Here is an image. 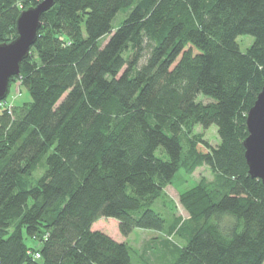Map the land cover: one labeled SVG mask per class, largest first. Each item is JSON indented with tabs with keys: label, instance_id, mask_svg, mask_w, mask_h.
<instances>
[{
	"label": "trees",
	"instance_id": "16d2710c",
	"mask_svg": "<svg viewBox=\"0 0 264 264\" xmlns=\"http://www.w3.org/2000/svg\"><path fill=\"white\" fill-rule=\"evenodd\" d=\"M40 1L0 0V44ZM38 29L9 83L29 101L0 105V264H264V184L243 148L264 88V0H55ZM211 126L215 147L195 131ZM202 166L213 179L178 196L186 220L152 209ZM101 218L181 244L156 238L134 261L92 229Z\"/></svg>",
	"mask_w": 264,
	"mask_h": 264
},
{
	"label": "water",
	"instance_id": "95a60500",
	"mask_svg": "<svg viewBox=\"0 0 264 264\" xmlns=\"http://www.w3.org/2000/svg\"><path fill=\"white\" fill-rule=\"evenodd\" d=\"M55 0H41L36 6L28 7L15 19L16 36L0 44V102L5 100L10 79L18 76L21 62L27 58L29 49L37 38L41 16L48 12ZM246 116L247 137L244 139V159L250 178L264 184V88Z\"/></svg>",
	"mask_w": 264,
	"mask_h": 264
},
{
	"label": "rangeland",
	"instance_id": "374dc122",
	"mask_svg": "<svg viewBox=\"0 0 264 264\" xmlns=\"http://www.w3.org/2000/svg\"><path fill=\"white\" fill-rule=\"evenodd\" d=\"M121 19V16H117L115 20L113 21V26L117 28V23ZM108 40V37L104 39L103 44ZM253 39L249 36H241L236 38V42H238L239 49L242 53L245 52V50L253 43ZM19 81L14 82L11 86V88L8 90L9 93L7 94V97L5 100L0 102V105L5 102L4 106H12L19 101H29V96L27 95L25 89L21 87ZM199 101H201L203 104L209 102L206 98L198 97ZM196 133H202L203 139L212 147L217 146L219 143L218 136H217V130L214 126H211L210 128L206 129V131H203L200 127L195 128ZM45 158L42 159V162L40 165L34 170L32 175V180H36L40 178L44 174V169L46 168ZM175 179L172 181V183L168 186H166L164 195H166V198H168V203L166 204L165 208L160 206L159 204H154L152 209H156L159 213H161L164 217V219H168L170 216V212L174 213V217H180L182 220L187 219V214L184 211L183 208H181L179 204V194L182 192L187 191L190 188L195 187V185L201 180V178L206 179L207 181H211L213 179V174L210 173L209 169L205 166L198 167L191 175H185L184 172H179L175 175ZM93 230H99L103 233L107 234L111 239L115 240L118 243H127L128 246L133 251V259L136 260V254H140L143 248L150 243V242H156V238H168L169 240L175 242L176 244H181V241L175 239L174 237H165L162 235V233L158 231H151V230H139L134 229L132 233L128 237H122L120 233L118 232V223L115 220L110 219H104L101 218V220L95 222L94 226L92 227ZM26 243L30 246H34L30 239H26ZM152 246V245H151ZM148 253V252H147ZM162 254H160L161 256ZM155 258V257H154ZM153 260V257H149L148 262L151 263ZM156 264V262L154 261ZM143 264V263H142Z\"/></svg>",
	"mask_w": 264,
	"mask_h": 264
},
{
	"label": "built area",
	"instance_id": "2783aa9c",
	"mask_svg": "<svg viewBox=\"0 0 264 264\" xmlns=\"http://www.w3.org/2000/svg\"><path fill=\"white\" fill-rule=\"evenodd\" d=\"M37 257V256H36Z\"/></svg>",
	"mask_w": 264,
	"mask_h": 264
}]
</instances>
